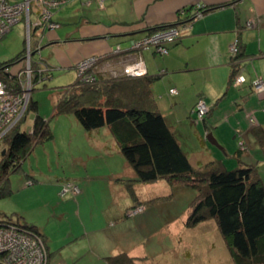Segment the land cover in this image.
Here are the masks:
<instances>
[{
	"label": "rangeland",
	"instance_id": "1",
	"mask_svg": "<svg viewBox=\"0 0 264 264\" xmlns=\"http://www.w3.org/2000/svg\"><path fill=\"white\" fill-rule=\"evenodd\" d=\"M255 1L258 8H264V0ZM22 2L24 8L18 13L10 29L0 38V61L15 56L20 49L24 48V58L19 62L20 64L5 67V70L8 69L17 76L18 88L10 90L3 80L2 82L8 93L12 91L14 95H17L22 92L19 96L22 100L15 105L21 113L20 115L18 111L13 113L12 120L19 115L17 119V122L19 120L21 122L19 127L25 130L30 129L35 112L29 110L26 113V111L29 100L32 99L37 103V113L47 120L53 134L52 138L37 143L20 161L19 167L8 173L7 185L11 192L0 196V216L5 214L12 219L20 217L28 223H34L46 238H44L45 242L41 235L25 227H20V230L32 232L34 237L32 241L26 239L22 241L17 239L18 236L9 233V239L13 242L17 240L19 242L17 245L21 246L24 243L31 245L30 253H32L25 261H28V264H109L104 259L105 254L124 250L135 256L131 264H234L226 242L213 219L202 221L194 226L185 225L190 203L196 194L194 188L179 182L170 183L165 178L151 182L134 180V177L127 172L130 167L126 168L128 163L124 156L118 150L115 151L112 144L108 142L112 136L104 133V127L88 130L78 122L73 113H54V105L66 86L77 78L79 82L86 83L97 80L96 78L91 81L81 80L77 75L75 64L80 58L95 57L99 53L82 55L76 60L74 67L61 66L51 55L49 47L51 43H47L45 37L41 43L44 31L53 28L43 27L41 21H37L39 15L31 5L33 0ZM97 2L98 6L102 7L103 1L97 0ZM213 7L215 9L217 5ZM57 8L53 7L50 11H55ZM97 8H92V14L98 12L101 14V10ZM185 10L180 8L178 11L181 13ZM204 10L200 4L191 6V15L182 20H176L178 23L170 25L178 24L179 29L183 30L191 20L201 16ZM54 21L58 22L55 19ZM245 23L247 26L253 24L251 20H246ZM76 24L77 22L62 21V27L59 30L65 32L67 29L74 28ZM132 39L135 38H130ZM234 39L235 36L230 44V53L233 57L240 48L238 39L233 41ZM130 40L120 41L121 46L117 43L109 53L119 54L121 47L128 45L136 51L142 49L150 51L147 48L131 47ZM153 50L159 54L158 59L163 60L160 52ZM27 51H30L32 60L29 63L32 65L26 71ZM58 54L61 55L62 52L58 50ZM99 55L98 66H96L98 76L105 78L116 75H136L122 71L121 64H117L119 60L110 61L109 66L113 70L110 67L106 70L105 64L100 69V62L104 60L105 54ZM148 57L152 62L150 56ZM239 60L241 68L242 56ZM156 69L159 71L152 72L161 75L155 79L152 88L158 106L166 115L169 125L176 133L182 147L188 152L189 158L193 162L197 159L205 161L208 152L201 146L199 139L200 135L204 134L202 123L200 119L195 118L196 111H191L190 107L195 90L209 87L207 72H203L206 74L205 77H200L198 72L178 73L173 71L172 64L168 70ZM258 78L261 82L257 81L256 88L259 87L258 92H262L264 77L259 75ZM174 81L178 82L176 86L178 92L168 93V88L174 85ZM25 84H28L27 88ZM227 106V102H224L221 110L223 111ZM7 114L9 112L6 116ZM225 124L222 125L221 130ZM10 128L6 130L1 128L0 131L3 129L4 134ZM212 135L220 146L208 140L205 145L213 150L216 157H223L228 168L235 167L237 158L231 155L230 151L228 155V150H223L226 147L234 151L237 147L235 142L230 145L225 143L229 132L223 131L221 134L218 128L212 132ZM98 140H107L104 141L105 145H102L104 148H100ZM249 147L254 150L251 154H246ZM249 147L247 151L243 150L241 158L245 161L257 162L260 175L264 179V155L255 143ZM2 149L5 148L0 144V151ZM119 172L122 174H117ZM126 183H130L133 187L137 195L135 201ZM137 198L144 200H137ZM119 205H122L124 212L126 210L125 213L121 212L125 216L110 218L109 212L114 211ZM3 251L8 254L13 253V250Z\"/></svg>",
	"mask_w": 264,
	"mask_h": 264
},
{
	"label": "trees",
	"instance_id": "2",
	"mask_svg": "<svg viewBox=\"0 0 264 264\" xmlns=\"http://www.w3.org/2000/svg\"><path fill=\"white\" fill-rule=\"evenodd\" d=\"M213 8L206 7L205 10ZM174 23L178 22L158 24L149 27L148 31ZM236 38L240 48L234 57L231 56L228 83L240 86L247 82V76L239 71V58L243 55L244 43L240 36ZM22 58L24 48L15 56L0 61V78L10 90L18 88V80L5 67L14 66ZM238 74L243 75L244 79L237 84L234 79ZM95 76V82H79L77 78L66 86L54 105V113H73L78 122L88 130L107 127L117 150L131 167L134 180L151 182L165 178L170 183L179 182L194 188L196 194L190 203L185 225L194 226L213 219L234 264L264 263V179L260 175L258 163L244 161L237 153L235 156L238 162L232 168L225 165L223 157H207L205 161L197 159L193 162L157 104L152 86L160 74L145 72L141 75L104 78L96 72ZM254 78H251L249 84L253 91L258 92L252 84ZM171 87L168 88V93H172ZM222 96L223 94L216 98L212 105L208 104V110L204 114L195 115V118L201 120L203 127L204 134L199 138L202 147L205 146L206 134L210 132L209 126L212 125L207 117ZM198 99L206 102L198 96L192 106L193 111H196ZM29 110L35 112L30 129L19 127V120L3 134L0 141L5 148V153L0 156V196L11 192L7 185L8 173L19 167L20 161L37 143L53 137L47 120L37 113L36 101L29 100L26 113ZM250 133L264 155V126L252 125ZM236 144L239 151L249 147L243 138H238ZM126 186L135 201L133 187L130 183H126ZM7 225L33 229L46 242L44 234L34 223H28L20 217L12 219L5 214L1 215L0 226ZM48 254L50 255L49 249ZM2 255L0 254V264ZM104 259L109 264H131L135 256L123 250L106 254Z\"/></svg>",
	"mask_w": 264,
	"mask_h": 264
},
{
	"label": "crops",
	"instance_id": "3",
	"mask_svg": "<svg viewBox=\"0 0 264 264\" xmlns=\"http://www.w3.org/2000/svg\"><path fill=\"white\" fill-rule=\"evenodd\" d=\"M197 4L202 5L204 9L214 5L217 7L204 10L201 16L191 20L188 26L181 30L179 38L168 43V52L161 54L163 60L158 59L159 54L152 48H147L150 51L145 49L136 51L129 45L121 47L119 54L109 53L110 49L117 43L120 44L122 40L141 38L149 32V27L188 17L192 13L191 6ZM101 5L102 7L98 6L97 0H69L52 11V17L60 25L45 30L41 43L43 37L47 43H51L49 47L52 57L56 58L55 62L61 66L74 67L76 60L82 55L95 52L105 54L104 60L99 61L100 69L103 64L108 68L112 60H119L117 64H122L140 55L148 73L159 71L156 68L168 70L170 64L173 71L178 73L198 72L200 77H205L206 74L203 73L205 71L209 78V87L195 90L191 111L198 96L212 105L216 98L223 94L207 117L212 124L209 126L210 131L214 132L218 128L221 134L223 131H228L229 137L225 142L228 145L233 142L236 144L238 138H243L247 145L252 143L258 145L250 133V128L255 124L264 126V109H262L264 108V91L256 93L249 82L256 75L264 77V8H258L255 0L251 2L249 0H103ZM93 7H98L101 14L99 12L92 14ZM180 8L186 10L179 13ZM65 20L68 23L72 21L77 24L64 32L59 28ZM246 20H251L252 26H247ZM66 25L69 26V24ZM234 36L235 38L240 36V40L244 43L242 67L239 71L247 76V82L240 86L228 83L232 56L230 44ZM58 50L62 52L61 55L58 54ZM148 56L152 62L149 61ZM173 65L176 66L173 67ZM177 83L174 81V85L169 87L175 86L178 92ZM224 102H227L228 106L222 111L221 105H224ZM164 116L166 118L165 114ZM166 121L168 123L167 118ZM223 124L225 125L221 130ZM104 128V133H108L111 137L110 130L107 127ZM104 141L107 140H98L100 148H104L102 147L105 145ZM108 142L117 151L114 138L112 137ZM226 150L228 155L230 151L233 156L237 153L241 157L243 153V150L239 151L237 147L234 151L228 148ZM244 150L247 151V149ZM253 150L249 147L246 154H251ZM206 151L209 159L216 157L213 150L207 146ZM127 165L126 168L130 167ZM127 172L133 176L131 167L127 169ZM137 200L144 199L137 198ZM122 210V205H119L114 211L109 212L110 218L123 217L124 210Z\"/></svg>",
	"mask_w": 264,
	"mask_h": 264
},
{
	"label": "built area",
	"instance_id": "4",
	"mask_svg": "<svg viewBox=\"0 0 264 264\" xmlns=\"http://www.w3.org/2000/svg\"><path fill=\"white\" fill-rule=\"evenodd\" d=\"M23 0H0V38L10 29L11 24L17 19L18 13L24 8V4L22 2ZM28 1V0H24ZM69 0H33L32 7L33 9L37 10V13L39 15V18L37 19L38 22L41 21L42 25L48 28H54L59 25V22L54 21V19L51 16V9L53 7H59L60 5L66 3ZM101 2L103 0H100ZM19 2V3H17ZM29 16V14H28ZM180 25H170L164 28L156 29L152 31L147 36L145 35L143 38H137L130 40L131 47L135 48H153L156 51H159L161 54L167 53L168 47L167 43L174 41L179 35L181 34V30L179 29ZM149 39V40H148ZM27 65H26V71L27 68L31 67L32 63H29V61L32 60V57L30 56V51H27ZM100 55L88 56L85 58H80L75 65H77L76 71L77 75L81 80L85 81H91L96 78V66L98 64V58ZM40 59V58H39ZM38 61H41L39 60ZM111 70L112 67L109 66ZM107 68V70L109 69ZM122 71H125L127 73L132 74H142L146 71L145 64L143 59L140 55H137L136 57L132 58L131 60L125 61L121 64ZM90 69L89 71H87ZM86 70V71H85ZM131 75V74H129ZM244 79L243 75H236L234 79V83H240ZM261 79L255 77L252 81L253 86L255 87V90L258 91L256 88L257 81ZM264 82V81H262ZM28 84H25L26 87ZM2 79L0 78V129H8L12 127L18 119V116L20 115L21 111H19L18 107L16 108V104L18 105L19 101L22 100L19 96H21V93L14 95L12 91H9L8 93L4 88ZM27 88V87H26ZM177 89L175 87L170 88V92L174 93ZM12 103V104H11ZM11 104V106L9 105ZM9 105V106H8ZM208 104L203 99H198L195 105L196 114L198 116H201L204 114L207 110ZM11 108V109H6ZM15 108V109H13ZM18 116L14 120H12L11 115L13 113H17ZM9 112V114L6 113ZM15 115V114H14ZM11 123L8 124V122ZM3 129L0 131V137L3 135ZM26 232V233H24ZM8 233V234H7ZM12 233L17 237V239H22V241L33 240V235L27 231L20 230V228L14 226V225H7V226H0V253L3 252L4 255H2V263L1 264H24L28 261H25L27 258L29 259L30 253V246L27 245V243H24L23 245L19 246L17 245L19 242L17 240L9 239L10 234ZM4 244H9L8 246ZM10 246V247H9ZM3 250H13V253L6 252L4 253ZM23 250V251H22ZM25 256V257H24ZM61 264V263H58Z\"/></svg>",
	"mask_w": 264,
	"mask_h": 264
},
{
	"label": "water",
	"instance_id": "5",
	"mask_svg": "<svg viewBox=\"0 0 264 264\" xmlns=\"http://www.w3.org/2000/svg\"><path fill=\"white\" fill-rule=\"evenodd\" d=\"M206 139H207L209 142H211V143H213V144H217L218 146H220V145L218 144L216 138L212 135V132H211V131H210L208 134H206ZM4 153H5V149H2V150L0 151V155H3Z\"/></svg>",
	"mask_w": 264,
	"mask_h": 264
},
{
	"label": "bare ground",
	"instance_id": "6",
	"mask_svg": "<svg viewBox=\"0 0 264 264\" xmlns=\"http://www.w3.org/2000/svg\"><path fill=\"white\" fill-rule=\"evenodd\" d=\"M143 38V37H142Z\"/></svg>",
	"mask_w": 264,
	"mask_h": 264
}]
</instances>
